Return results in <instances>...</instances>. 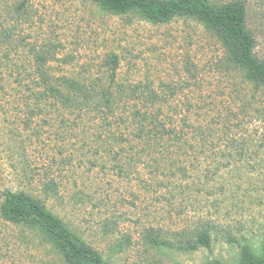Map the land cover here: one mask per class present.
I'll return each instance as SVG.
<instances>
[{
  "label": "rangeland",
  "instance_id": "rangeland-1",
  "mask_svg": "<svg viewBox=\"0 0 264 264\" xmlns=\"http://www.w3.org/2000/svg\"><path fill=\"white\" fill-rule=\"evenodd\" d=\"M208 1L219 6L237 0ZM241 1L246 27L255 40L253 55L262 61L264 0ZM29 3L33 23L26 33L31 41L56 45L55 70L100 74L109 56L116 54L119 82L162 91L180 106L181 114L189 105L198 124L211 131L212 143L204 153L189 152L184 159L193 166L182 188L174 183L168 189L156 187L161 179L152 178L147 170L140 176L145 181L142 186L135 177L116 176L109 163L104 168L90 166V160L101 161L82 126L86 120L74 125L69 117L71 125L61 129L53 118L48 123L40 116L27 121L26 112H12L4 98L0 101V194L4 188L23 190L43 201L100 253L105 264H239L246 245L261 256L264 89L253 92L242 71L225 69L220 40L191 18L156 25L135 15L102 12L91 0ZM65 58L66 63L60 62ZM243 137L248 143L241 153L233 139ZM220 164L226 168L215 175ZM205 168L207 180L200 173ZM48 181L56 185L51 196L44 192ZM201 226L210 228V247L180 250L181 238L176 234L190 239ZM149 229L174 247H152L145 239ZM0 264L63 262L39 231L0 218Z\"/></svg>",
  "mask_w": 264,
  "mask_h": 264
},
{
  "label": "trees",
  "instance_id": "trees-1",
  "mask_svg": "<svg viewBox=\"0 0 264 264\" xmlns=\"http://www.w3.org/2000/svg\"><path fill=\"white\" fill-rule=\"evenodd\" d=\"M29 1L0 0V101L7 98L12 112H26L27 121L34 116H40L43 122L53 118L60 129L71 125L69 117L72 124L86 120L82 126L90 133L91 142L97 146L93 154L101 161L90 160V166L104 168L109 163L116 176L135 177L142 186L145 181L140 176L147 170L152 178L161 179L156 187L168 189L174 183L182 188L190 175L189 167L193 166L185 164L184 159L189 152L202 154L207 150L212 143L209 128L198 124L199 118L191 114L189 105L181 114L180 106L163 96L162 91L119 82L116 54L109 56L100 74L70 75L55 70L54 63H59L56 45L31 41L26 33L33 23ZM91 1L102 12L135 15L150 24H167L175 18L196 20L220 40L225 69L242 71L252 83L253 92L264 89V60L258 61L253 55L255 40L246 27L245 5L241 0L219 6L208 0ZM247 143L244 137L233 139L241 153ZM225 168L226 164H220L213 173L217 175ZM200 173L205 180L209 178L206 168ZM48 182L44 184V192L51 196L56 193V185ZM0 218L7 224L39 231L63 264H105L100 253L50 212L43 201L23 190H2ZM209 232V226H201L190 239H183L178 233L176 236L181 239L177 247L182 251L209 248ZM145 239L152 247H174L173 242L159 239L152 229L146 230ZM239 264H264V247L259 256L249 246H243Z\"/></svg>",
  "mask_w": 264,
  "mask_h": 264
}]
</instances>
